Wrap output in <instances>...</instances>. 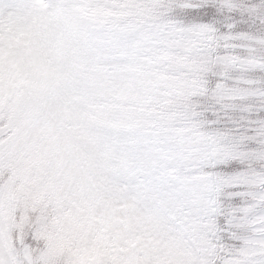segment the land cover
I'll list each match as a JSON object with an SVG mask.
<instances>
[{
    "label": "snow or ice",
    "instance_id": "snow-or-ice-1",
    "mask_svg": "<svg viewBox=\"0 0 264 264\" xmlns=\"http://www.w3.org/2000/svg\"><path fill=\"white\" fill-rule=\"evenodd\" d=\"M0 264H264V0H0Z\"/></svg>",
    "mask_w": 264,
    "mask_h": 264
},
{
    "label": "rangeland",
    "instance_id": "rangeland-1",
    "mask_svg": "<svg viewBox=\"0 0 264 264\" xmlns=\"http://www.w3.org/2000/svg\"><path fill=\"white\" fill-rule=\"evenodd\" d=\"M50 250L53 255L67 254V252L72 251L71 249H66L57 234L53 233L50 240Z\"/></svg>",
    "mask_w": 264,
    "mask_h": 264
}]
</instances>
